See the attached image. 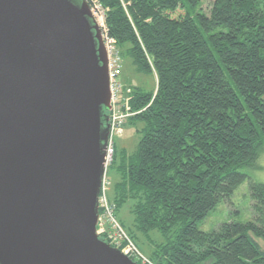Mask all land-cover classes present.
<instances>
[{
	"label": "trees",
	"instance_id": "obj_1",
	"mask_svg": "<svg viewBox=\"0 0 264 264\" xmlns=\"http://www.w3.org/2000/svg\"><path fill=\"white\" fill-rule=\"evenodd\" d=\"M98 1L121 57L156 77L132 87L139 140L111 163L116 216L132 202L128 236L159 232L156 264H264V183H249L250 221L198 228L264 151V0H212L208 15L201 0Z\"/></svg>",
	"mask_w": 264,
	"mask_h": 264
},
{
	"label": "water",
	"instance_id": "obj_2",
	"mask_svg": "<svg viewBox=\"0 0 264 264\" xmlns=\"http://www.w3.org/2000/svg\"><path fill=\"white\" fill-rule=\"evenodd\" d=\"M83 0H0V264H137L96 235L109 132Z\"/></svg>",
	"mask_w": 264,
	"mask_h": 264
},
{
	"label": "rangeland",
	"instance_id": "obj_3",
	"mask_svg": "<svg viewBox=\"0 0 264 264\" xmlns=\"http://www.w3.org/2000/svg\"><path fill=\"white\" fill-rule=\"evenodd\" d=\"M212 5V0H201L200 8L197 11H202L204 14L208 15ZM122 58V75L121 81L125 86H129L131 89L133 86L142 87L146 90H152L156 88V77L155 75H145L138 73L132 66L130 59L127 57ZM122 137L116 139V148L125 149L127 153H133L136 150V146L139 140V135L136 129L140 126L134 127L129 124L126 120L123 125ZM247 175V179L243 181L241 185L233 192V194L226 200L222 201L215 211H213L209 216L199 224L198 228L201 231L208 232L216 229L220 224L230 221L236 222H247L252 219L251 215V198L249 194V183L250 181L264 183V151L259 155L254 165L251 167H246L242 169ZM106 180L109 184L108 189H106V195L109 199L112 196L113 185L117 182L118 176L115 169L110 165L105 172ZM132 202H127L122 205L118 215L116 216L119 223L123 221L125 231L127 229H132L133 216L130 212V207ZM116 213V212H115ZM116 215V214H115ZM121 224V223H120ZM127 233V232H126ZM135 244L137 248L149 258L154 244H159L164 241L162 235L157 231H151L148 233L147 237L138 234L135 235ZM133 241V240H132ZM261 248L264 250V242L261 239H256ZM208 262L203 264H208Z\"/></svg>",
	"mask_w": 264,
	"mask_h": 264
},
{
	"label": "built area",
	"instance_id": "obj_4",
	"mask_svg": "<svg viewBox=\"0 0 264 264\" xmlns=\"http://www.w3.org/2000/svg\"><path fill=\"white\" fill-rule=\"evenodd\" d=\"M89 4L91 13L101 30V36L107 55V69L110 89V108L108 110V127L104 168L105 172L111 165L116 139L122 137L123 128L128 117L132 115L129 101L132 89L125 86L121 81L122 58L115 40L109 36L104 25L105 9L98 0H83ZM109 184L106 174L102 178V183L98 196V218L96 223V235L98 238L108 242L113 248L131 258L137 264H156L147 258L128 236L115 215V204L106 195Z\"/></svg>",
	"mask_w": 264,
	"mask_h": 264
}]
</instances>
